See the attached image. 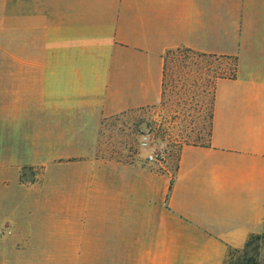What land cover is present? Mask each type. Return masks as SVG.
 Returning <instances> with one entry per match:
<instances>
[{"label":"crops","instance_id":"1","mask_svg":"<svg viewBox=\"0 0 264 264\" xmlns=\"http://www.w3.org/2000/svg\"><path fill=\"white\" fill-rule=\"evenodd\" d=\"M2 34L23 47L0 59V97L20 98L23 124L0 139L20 135L23 154L70 152L78 113L95 124L158 104L167 50L236 57L234 77L213 82L209 139L180 147L166 199L117 203L108 231L73 238L83 264H225L264 231V0H0Z\"/></svg>","mask_w":264,"mask_h":264},{"label":"rangeland","instance_id":"2","mask_svg":"<svg viewBox=\"0 0 264 264\" xmlns=\"http://www.w3.org/2000/svg\"><path fill=\"white\" fill-rule=\"evenodd\" d=\"M10 44L0 41V59L23 56ZM164 57L160 102L95 124L78 121V113L70 152H49L51 144L23 154L20 135L0 139V264H83L74 246L82 242L73 238L108 231L117 203L166 199L180 147L208 141L214 76L230 63L182 48ZM21 107L18 97H0V127L10 134H19ZM225 264H264V231Z\"/></svg>","mask_w":264,"mask_h":264},{"label":"trees","instance_id":"3","mask_svg":"<svg viewBox=\"0 0 264 264\" xmlns=\"http://www.w3.org/2000/svg\"><path fill=\"white\" fill-rule=\"evenodd\" d=\"M176 49H181V48H176ZM182 49L194 52V51L189 50V49H185V48H182ZM172 50L173 49L167 50V52L172 51ZM194 53H196L197 55H199L201 57H203V56L206 57L205 54H201V53H197V52H194ZM207 57H213L214 59L218 60L219 62H224L225 61L226 63H230V66L228 67L227 70H222V71L218 72V74H216L214 76V80L217 79V78H221V77H228V78L234 77L235 72H236V66H237V60H236L235 56L219 55V56H207ZM164 59H165V57H164ZM165 68H166V64H165ZM164 78H165V74H164ZM214 80H213V82H214ZM212 101H213V98H212ZM211 116H212V106H211V111H210V123H211ZM209 134H210V128H209V133H208V139H209ZM256 235H254V234L249 235V237H248V239H247V241L245 243V246L242 249L231 250L229 252V255H230L231 252H238V251L239 252H245V250L250 245H252L254 237Z\"/></svg>","mask_w":264,"mask_h":264},{"label":"built area","instance_id":"4","mask_svg":"<svg viewBox=\"0 0 264 264\" xmlns=\"http://www.w3.org/2000/svg\"><path fill=\"white\" fill-rule=\"evenodd\" d=\"M145 143H146L145 141L142 142L143 145H145ZM148 158L149 160L153 161L156 159V154L151 152L150 154H148Z\"/></svg>","mask_w":264,"mask_h":264}]
</instances>
